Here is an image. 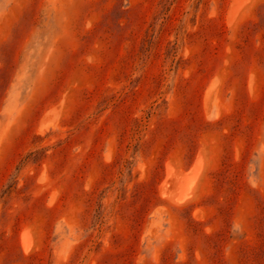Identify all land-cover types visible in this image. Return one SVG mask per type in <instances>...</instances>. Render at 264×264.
<instances>
[{"label": "rangeland", "instance_id": "374dc122", "mask_svg": "<svg viewBox=\"0 0 264 264\" xmlns=\"http://www.w3.org/2000/svg\"><path fill=\"white\" fill-rule=\"evenodd\" d=\"M250 1L0 0V264H264Z\"/></svg>", "mask_w": 264, "mask_h": 264}, {"label": "bare ground", "instance_id": "6f19581e", "mask_svg": "<svg viewBox=\"0 0 264 264\" xmlns=\"http://www.w3.org/2000/svg\"><path fill=\"white\" fill-rule=\"evenodd\" d=\"M238 1H239V0H238ZM249 1H250V0H249ZM252 1H253V0H252ZM232 2H233V1H232ZM240 2H241V1H240ZM250 2H251V1H250ZM251 3H252V2H251ZM233 7H234V6H233ZM233 7H231V8H233ZM238 7H239V6H238ZM241 7H242V6H241ZM243 7H244V6H243ZM234 8H235V7H234ZM244 8H245V7H244ZM236 9H237V8H236ZM236 9H235V10H234V9H231V10L236 11ZM240 9H241V8H240ZM240 9H239V10H240ZM229 12H230L229 14H232L231 11H229ZM232 12H233V11H232ZM232 17H233V15H232ZM232 17L230 16V19H231ZM199 153H200V152H199ZM199 157H201V156H199ZM199 159H200V160H199ZM205 159H206V158H205ZM198 160L201 162V158H198ZM198 160L196 161L195 165H197V163H198V164L200 163V162H198ZM202 160H203V159H202ZM168 163H169V162H168ZM201 163H202V162H201ZM201 163H200V164H201ZM203 163H204V161H203ZM200 164H199V165H200ZM205 164H206V163H205ZM171 165H172V164H171ZM201 165H203V164H201ZM201 165H200V166H201ZM197 166H198V165H197ZM167 167H168V166H167ZM194 167H195V166H194ZM201 167H202V166H201ZM205 167H206V166H205ZM169 168H171V170H172V167L169 166ZM177 168H178V167H177ZM191 168H192V166H191ZM178 169H179V168H178ZM195 169H197V168L192 169V171H193V170H194V171H193V175L191 174V177H190V176L188 177L187 173L185 172V174L187 175V177H186V176L184 175V172H183V175H184L186 178L181 177V175H182L181 172H179V175H178L177 173H175V172H174V169H173V172H174L175 174L178 175V176H177V181H175V182H176V183L178 182V184H179V186H178V184H177V186H178L179 188L176 189V190L178 191L177 193H178L179 195H178L177 193H176V194H177L178 196H175L176 194H174V195L172 194V195H173V198H174V196H175L176 198L178 197L179 200H180V199H182L184 196H185L184 198L189 197L190 193H192V192H189L191 189H192V190H195V192H196V189H194V184H195L196 181L193 182V180H195L194 177H196V175H194V173L196 174V172H200V171H198V170H199V166H198V170H195ZM201 169H202V168H200V170H201ZM179 170H180V169H179ZM190 170H191V169H190ZM202 170H203V169H202ZM204 170H205V169H204ZM169 171H170V169H169ZM182 171H184V170H182ZM186 171H187V170H186ZM195 171H196V172H195ZM167 172H168V171H167ZM170 172H171V171H170ZM190 172H191V171H190ZM180 173H181V175H180ZM168 174H170V173H168ZM168 174H167V175H168ZM188 174H189V173H188ZM167 175H166V176H167ZM183 175H182V176H183ZM189 175H190V174H189ZM192 176H194V177H193L194 179H193V180L190 179L191 181L188 180V178H192ZM167 177H168V176H167ZM170 177H171V176H170ZM172 177H174V176H172ZM175 177H176V176H175ZM167 182H168V181H167ZM193 183H194V184H193ZM165 184H166V182H165ZM192 184H193V185H192ZM175 185H176V184H175ZM160 186H161V185H160ZM164 186H165V185H164ZM177 186H175V187H177ZM165 189H166V188H165ZM165 189H163V190H164V191L162 192L163 194L165 193ZM179 189H180V192H179ZM172 190H173V189H172ZM174 191H175V190H174ZM188 192H189V195H187ZM167 193H168V191H167ZM193 193H194V192H193ZM186 195H187V196H186ZM184 198H183V199H184ZM191 198H192V197H191ZM183 199H182V201L185 200V199H184V200H183ZM192 199H193V198H192ZM175 200H176V199H174V201H175ZM176 201H177V200H176ZM186 201H187V199H186ZM186 201H185V202H186ZM190 201H191V200H190ZM188 202H189V201H188ZM180 203H181V202H180ZM186 203H187V202H186ZM179 205H180V204H179ZM23 242H24V241H23ZM25 243H28V241L25 242ZM25 243H24L23 245H25ZM24 247H27V248H28L29 245H28V246L26 245V246H24ZM30 251H31V250H30ZM27 252H28V251H27Z\"/></svg>", "mask_w": 264, "mask_h": 264}]
</instances>
